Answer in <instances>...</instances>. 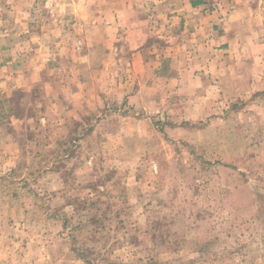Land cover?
<instances>
[{
	"label": "rangeland",
	"instance_id": "rangeland-1",
	"mask_svg": "<svg viewBox=\"0 0 264 264\" xmlns=\"http://www.w3.org/2000/svg\"><path fill=\"white\" fill-rule=\"evenodd\" d=\"M200 1L221 36L244 6ZM248 1L218 73L148 78L61 2L0 0V264H264V0Z\"/></svg>",
	"mask_w": 264,
	"mask_h": 264
},
{
	"label": "crops",
	"instance_id": "crops-1",
	"mask_svg": "<svg viewBox=\"0 0 264 264\" xmlns=\"http://www.w3.org/2000/svg\"><path fill=\"white\" fill-rule=\"evenodd\" d=\"M57 1L62 3L59 5H64L74 28L82 31L84 41L91 43L95 32L99 33L102 41L110 36L117 40L116 42L120 40L118 46L134 48L130 56L123 55V59L128 62L125 58L128 56L135 68L142 64L143 69L149 74L148 78L160 65L170 63L173 68L177 63L190 65L199 59L197 65L203 67L209 65L211 72L218 73L216 64L221 56L219 55L221 41L225 38L230 40L227 27L239 28L244 21L254 16L248 8L249 1L238 0L237 3L244 6L231 12L229 17H225L227 22L222 24V27L228 33L227 36H221L219 34L221 26L217 24H221L222 16L216 12L208 13L201 4L196 5L201 2L200 0H172L174 5L162 6L149 5L148 0ZM164 6L169 7L164 10L162 8ZM131 29L139 33H135L128 41L123 38V34ZM230 41L222 47L228 48L226 52H230L229 48L235 47L238 42L234 38ZM181 57L186 61H179ZM234 57L230 56L227 63L234 61Z\"/></svg>",
	"mask_w": 264,
	"mask_h": 264
}]
</instances>
